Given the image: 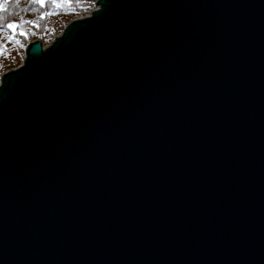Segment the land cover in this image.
<instances>
[{
  "label": "water",
  "instance_id": "1",
  "mask_svg": "<svg viewBox=\"0 0 264 264\" xmlns=\"http://www.w3.org/2000/svg\"><path fill=\"white\" fill-rule=\"evenodd\" d=\"M0 81V264H264V0H97Z\"/></svg>",
  "mask_w": 264,
  "mask_h": 264
},
{
  "label": "trees",
  "instance_id": "2",
  "mask_svg": "<svg viewBox=\"0 0 264 264\" xmlns=\"http://www.w3.org/2000/svg\"><path fill=\"white\" fill-rule=\"evenodd\" d=\"M55 0H0V33L10 31L8 24L18 25L16 36L26 44L33 36L44 42L55 35L54 28H47L49 16L60 11ZM73 8L72 15L87 14L95 0H67ZM24 33V34H22ZM45 44V43H44ZM27 46V45H26Z\"/></svg>",
  "mask_w": 264,
  "mask_h": 264
},
{
  "label": "rangeland",
  "instance_id": "3",
  "mask_svg": "<svg viewBox=\"0 0 264 264\" xmlns=\"http://www.w3.org/2000/svg\"><path fill=\"white\" fill-rule=\"evenodd\" d=\"M44 1L46 0H41V2ZM55 1L61 9L57 14L49 16L46 29L54 28L56 30V33L55 35H53V37H50L49 40L44 42L45 46L51 44L57 36L62 34L63 30L69 24V22L72 21V19L86 16L98 7V5L96 4L97 0H95V4L87 11V14L82 13L80 15H72L69 11L72 10L73 5H71L69 1ZM16 32L17 29L15 27L10 28L9 32L6 31L5 33H0V81L6 71L12 68H16L24 63L26 58L27 46L32 40L39 39L37 36H33L26 44H23L16 36Z\"/></svg>",
  "mask_w": 264,
  "mask_h": 264
},
{
  "label": "snow or ice",
  "instance_id": "4",
  "mask_svg": "<svg viewBox=\"0 0 264 264\" xmlns=\"http://www.w3.org/2000/svg\"><path fill=\"white\" fill-rule=\"evenodd\" d=\"M7 27H8V28H15V27H18V25L8 24ZM22 34H24V33H22Z\"/></svg>",
  "mask_w": 264,
  "mask_h": 264
}]
</instances>
